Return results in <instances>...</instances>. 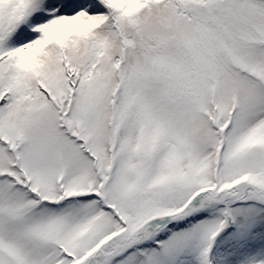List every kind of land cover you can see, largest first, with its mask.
<instances>
[{"label":"snow or ice","instance_id":"6c2138e0","mask_svg":"<svg viewBox=\"0 0 264 264\" xmlns=\"http://www.w3.org/2000/svg\"><path fill=\"white\" fill-rule=\"evenodd\" d=\"M0 264H264V0H0Z\"/></svg>","mask_w":264,"mask_h":264}]
</instances>
